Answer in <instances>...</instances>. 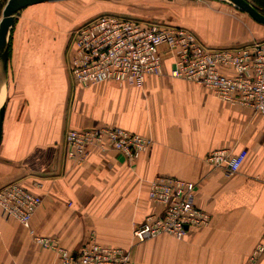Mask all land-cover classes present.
I'll list each match as a JSON object with an SVG mask.
<instances>
[{
  "label": "crops",
  "instance_id": "0c3cea01",
  "mask_svg": "<svg viewBox=\"0 0 264 264\" xmlns=\"http://www.w3.org/2000/svg\"><path fill=\"white\" fill-rule=\"evenodd\" d=\"M92 16L82 18L73 0L15 13L3 72L0 187L19 183L41 201L29 229L0 212V264H60L33 234L71 251L89 239L120 246L134 264H245L264 232V122L200 84L171 77L168 60L141 86H76L72 31ZM104 125L149 136L151 144L132 161L115 150L91 151L81 165L66 158L68 129ZM242 148L247 155L233 174L206 160L213 150ZM157 176L194 182L192 199L209 224L180 238L136 242L134 225L161 210L148 198ZM256 264H264V253Z\"/></svg>",
  "mask_w": 264,
  "mask_h": 264
},
{
  "label": "built area",
  "instance_id": "2783aa9c",
  "mask_svg": "<svg viewBox=\"0 0 264 264\" xmlns=\"http://www.w3.org/2000/svg\"><path fill=\"white\" fill-rule=\"evenodd\" d=\"M73 55L70 74L78 87L114 82L119 86H141L148 75L163 73L169 61V75L200 84L230 105L252 110L264 122V40L239 46H208L183 26L143 23L136 19L103 14L72 31ZM151 138L117 125L70 128L64 136L66 158L83 164L91 151L115 150L128 160L145 152ZM247 155L227 149L211 151L206 160L235 173ZM195 183L173 176L149 181L148 198L161 206L134 225L136 242L159 235L185 236L190 228L205 227L207 212L192 199ZM40 197L19 183L0 187V212L29 229ZM34 242L50 249L60 264H134L128 249L100 244L93 239L71 251L49 236L33 234ZM264 253V232L245 264H256Z\"/></svg>",
  "mask_w": 264,
  "mask_h": 264
},
{
  "label": "rangeland",
  "instance_id": "374dc122",
  "mask_svg": "<svg viewBox=\"0 0 264 264\" xmlns=\"http://www.w3.org/2000/svg\"><path fill=\"white\" fill-rule=\"evenodd\" d=\"M82 18L103 14L143 23L183 26L208 46H239L264 40V25L227 0H73ZM256 3V2H255ZM2 9V8H1ZM1 15V10H0ZM85 23V22H84ZM83 24V23H82Z\"/></svg>",
  "mask_w": 264,
  "mask_h": 264
},
{
  "label": "water",
  "instance_id": "95a60500",
  "mask_svg": "<svg viewBox=\"0 0 264 264\" xmlns=\"http://www.w3.org/2000/svg\"><path fill=\"white\" fill-rule=\"evenodd\" d=\"M59 1V0H6L0 16V68L5 70V63L8 52L10 30L14 24L15 13L22 8L41 2ZM237 8L246 12L255 22L264 25V14L260 12L248 0H227ZM6 100V89L4 83L0 81V139L2 133V121L4 116Z\"/></svg>",
  "mask_w": 264,
  "mask_h": 264
},
{
  "label": "trees",
  "instance_id": "16d2710c",
  "mask_svg": "<svg viewBox=\"0 0 264 264\" xmlns=\"http://www.w3.org/2000/svg\"><path fill=\"white\" fill-rule=\"evenodd\" d=\"M256 2V4H257V6H255L260 12H262L263 14H264V7H260V6H258L259 4L260 5H264V0H256L255 1ZM5 3V0H3V1H1L0 2V10H1V8L3 7V4Z\"/></svg>",
  "mask_w": 264,
  "mask_h": 264
},
{
  "label": "bare ground",
  "instance_id": "6f19581e",
  "mask_svg": "<svg viewBox=\"0 0 264 264\" xmlns=\"http://www.w3.org/2000/svg\"><path fill=\"white\" fill-rule=\"evenodd\" d=\"M0 81L3 83V70L0 68Z\"/></svg>",
  "mask_w": 264,
  "mask_h": 264
}]
</instances>
